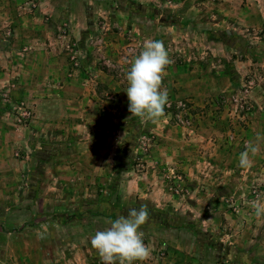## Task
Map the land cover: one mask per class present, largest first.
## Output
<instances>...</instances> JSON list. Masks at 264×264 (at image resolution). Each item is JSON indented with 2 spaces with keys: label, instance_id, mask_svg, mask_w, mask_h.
<instances>
[{
  "label": "rangeland",
  "instance_id": "rangeland-1",
  "mask_svg": "<svg viewBox=\"0 0 264 264\" xmlns=\"http://www.w3.org/2000/svg\"><path fill=\"white\" fill-rule=\"evenodd\" d=\"M44 1L0 0V167L9 168L11 161L20 164L25 160L30 167L29 171H20L15 177L16 181L26 186L17 190L16 196L13 195L10 199H4L5 202H0V260L5 259L6 254L9 259L12 255L14 258L17 257L18 249L14 250V254L11 249L6 251V243L13 241L15 248H19L24 233L36 226L27 218L31 205L28 199L36 201L35 199L39 197L41 184L46 180L47 166L56 161H66L77 149L82 153L85 152L91 143L90 139L79 140V136L54 142L36 134L39 123L35 118L32 104L39 99L38 95H42L39 89L43 88V82L37 79L43 76L45 72L43 67L48 60H38L37 56L33 58V54L53 50L54 39L59 35L72 34L74 29L71 28L70 17L74 18L76 14L71 16L67 14L69 18H65L66 23L61 24L62 13L70 12H63L65 3L73 5L83 2L86 6L90 2L93 3L88 6L90 9L88 16L96 25L93 24L83 31L81 42L84 49L89 52L87 56L91 55L97 66L121 87L128 84L126 73L130 69L131 60L143 50L144 42L141 39L140 29L146 35L152 33V36H155L154 40H163L170 58L175 63L180 62L178 56L181 53L175 49L176 44L166 40L165 34L168 32L167 29L175 27L187 29V26H183L182 18L170 9L171 4L177 0L156 2L48 0L50 6L54 5L55 13L42 12ZM191 1L213 4L223 0ZM240 2L238 0L239 4ZM243 2L245 4L247 1L243 0ZM253 2L254 5L249 7L259 12L264 0H253ZM245 5H242L243 9ZM103 11L106 13L103 14ZM205 26L209 25L198 26L196 30L203 31L204 28H208ZM112 34L118 38L123 36V42L119 39L122 44L118 51L114 52L113 57L107 52L109 41L117 44L108 37ZM214 34L222 41L224 47L230 46L231 51L236 53L233 55L231 53L229 56V59L232 58L230 63L226 61L222 64L223 68L236 70L235 89L214 100L212 113H216L214 115L218 117L213 119L215 124L211 125V128H206L212 131L213 137L210 136L206 142L202 140L198 143V145L209 143L211 146L208 149H201L204 153L200 154L199 161L203 169L197 171L200 183L197 186L188 185L181 173L168 168L166 164L151 161V152L157 143V137L148 126L140 122L139 117L133 116L121 125L122 131L127 135L114 157L115 168L111 171L109 181L104 186L99 184L94 187L92 196L88 198L85 197L84 187L75 188L74 185L71 187L65 185L61 188V194L67 201L56 206L55 210L57 209L61 215L54 217L58 219L55 220L56 224L62 223L59 224L60 229H56L60 230L62 239L72 237L81 242L86 239L80 229L83 221L91 222L90 229L93 226L94 232L109 227L121 215L127 216L129 209H138L141 204H146L149 220L141 230L144 232L145 244L156 256L165 257V249L158 251L155 248V244L162 243L179 245L187 252L197 253L204 264H216L220 259L222 264H242L241 257L245 254L250 264H264V216L256 217L252 207L253 202L264 203V28L258 34L260 36L246 38L236 33L207 32V36ZM195 40H198L194 47L196 51L200 46L203 47V43L201 36H195ZM79 48L80 44H71L70 41L62 45V51L66 52L72 69L76 68L75 63L78 61L76 52ZM236 59L237 68L233 63ZM208 65L211 66V62ZM47 81L53 82L50 79ZM59 84L63 86L61 82L57 86ZM52 85L54 86V83ZM114 95L112 92L104 94V101L108 103L111 117L108 118L107 128L96 131L99 136H111L117 133L114 124L120 108ZM99 112L102 113L101 108ZM165 113L164 117H170L168 112ZM3 132H12L17 136L26 134L28 139L26 148L14 150L11 157L7 158L3 135H1ZM257 134L262 137L259 142L260 152L252 158L253 165L250 169H241L238 166L239 154L245 150L246 142H256ZM217 144H220V147L216 150ZM85 157L78 154L74 159L84 162ZM191 164L195 165L194 160ZM157 167L165 182V190L171 196L181 200L184 198L186 201L194 192L197 196L213 197L214 207L211 211H207L208 216L207 214L199 217L194 214L185 215L169 204L156 207L149 201H142L127 194L125 187L127 174L132 172L145 174L148 170L155 171ZM2 174L4 176L6 172L2 170ZM211 182H214V185ZM25 189L28 193L24 197ZM55 210L51 211L48 208L47 212L53 214ZM199 210H202L201 205ZM87 213L91 218L87 216L84 220L82 216L86 217ZM69 215L72 217L71 222L65 219ZM100 216H103L104 220L99 218ZM67 222L71 226H66ZM69 227L72 229L68 230ZM9 233L13 236L10 237ZM152 245L154 246L151 247ZM62 251L63 254L70 253L67 247ZM230 254L232 259H229Z\"/></svg>",
  "mask_w": 264,
  "mask_h": 264
},
{
  "label": "crops",
  "instance_id": "crops-1",
  "mask_svg": "<svg viewBox=\"0 0 264 264\" xmlns=\"http://www.w3.org/2000/svg\"><path fill=\"white\" fill-rule=\"evenodd\" d=\"M146 1L156 2L158 0ZM240 1V4L238 0H223L219 3L210 4L204 2L194 3L191 0H177L170 7L172 12L177 13L182 18L183 26H187V29L182 30L176 27L167 29L166 40L176 44L175 49L181 55L178 54L180 55L178 56L180 62H174L167 67L163 87L167 89L168 99L173 102L184 100L190 105L194 129L189 132L177 128L171 117H163L157 123L140 118V122L146 127L148 126L150 131L157 137V143L151 152V161L166 164L168 168L181 173L188 185L197 186L201 181L197 177V171L203 169L202 163L199 161L200 154L204 153L201 152V149H208L211 146L209 143L205 145L203 143L198 145V143L202 140L206 142L210 136L213 137L212 131L206 128H211V125L215 124L213 119L218 117V115H214L216 113H212L214 100L220 95L230 93L235 89L236 70L229 67L223 68L222 64L226 61L230 63L232 58L229 59V56L231 53L232 55L236 53L231 51L230 46L224 47L222 41L215 34L207 36V32L236 33L246 38L258 35L260 30L264 28V5L260 8L256 6L259 8L258 12L257 9L254 10L249 7V5H254L253 0H246V5L243 4V0ZM49 2L48 0L44 1L42 5L43 13H55L54 5L51 4L50 6ZM91 5H93L92 2L88 6ZM159 5L162 6V4ZM242 5H245L244 9ZM88 6L83 2L73 5L65 3L63 12H70L62 13L61 24L66 23L65 18H69L67 14L70 16L76 14L74 18L70 17L71 28L74 29L72 34L59 35L57 39H54L52 41L53 50L41 51L36 54L31 53L33 58L37 56L38 60H48V63L43 67L45 70L43 76L37 79L43 82V88L39 89L42 95H38L39 99L35 100L32 106L35 118L39 123L36 133L38 137L58 142L79 136V140L90 139L91 143L85 149V152L82 153L77 149L73 153L74 155L66 161H56L47 166L45 171L46 180L41 184L39 197L35 199L36 201L28 199V203L31 205L27 218L29 221H33L36 226L34 229L29 228L24 233L19 248H15L13 241L6 243V251L11 249L12 254H14V250L18 249V254L15 258L12 255L10 259L6 254V258L1 259L0 264H103L97 252L91 247L90 240L97 231L105 230L110 226L93 232V226L90 229L92 223L83 221L80 224V229L85 234L86 239L78 242L77 239L72 237L62 239L60 230H56L60 229L62 223L59 221L60 225L55 223L56 215L57 217L61 215L57 209L55 210L56 206L67 201L61 194V188L65 185H68V187L74 185L75 188L84 187L85 197L88 198L92 196L94 187L99 184L104 186L109 181L111 171L115 168L114 157L127 135L122 131L121 125L133 117L128 111L129 102L126 95L128 84L121 87L117 82L110 79L104 70L97 66L95 59H92L91 55L87 56L89 52L84 49L81 42L84 35L83 31L93 26V24L96 25L88 16L90 12ZM105 13L103 11V14ZM202 25L209 26H205L208 28H204L203 31L196 30L198 26ZM139 31L143 42L148 39H155L152 33L146 35L142 29ZM195 36H201V42L203 43V47L200 46L196 51L194 47H196L195 42L198 40H195ZM108 37L117 42L115 44L109 41L107 52L111 53L113 57L114 52L116 53L120 44H122L119 39L123 42V36L118 38L112 34ZM66 41H70L71 44H80V48L76 52L78 61L75 63V69L71 68L66 52L62 51V45ZM209 62H211V66L208 65ZM233 63L237 68V59ZM237 71L239 73L238 69ZM67 75L69 78H67ZM49 79L53 82H48ZM59 82L63 83V86H60V84L57 86ZM52 87L54 88L52 89ZM106 92L115 94L117 106L120 108V111H117L119 114L114 124L117 133L111 136H99L96 131L107 128L108 118L111 117L108 103L104 101ZM100 108L102 113L99 112ZM1 135H3L5 156L7 158L11 157L14 150H23L27 146L28 139L24 133L17 136L12 132H3ZM30 143L32 144V142ZM217 146V148L215 146L216 150L220 147V144H217ZM78 154L82 157L86 156L84 162L74 159L75 156L78 157ZM193 160L195 165L191 164ZM214 167L216 168L215 165ZM29 169L27 160L20 164L11 161L9 168L0 167V202H5L4 199H10L13 195L16 196L15 192L26 186L16 181L15 177L20 171H29ZM2 170L6 174L8 172L7 178L6 174L3 176ZM126 177L128 178L125 180L127 194L138 197L142 201H149L156 207L169 204L185 215L194 214L196 217L206 216L207 211H211V208L214 207L215 200H213V197L197 196L194 194L196 192L190 197L191 200L187 199V201L184 198L181 200L171 196L165 190V182L160 176L158 167L155 171L148 170L145 174L132 172L127 174ZM211 183L214 185V182ZM27 193V189H25L23 196L25 197ZM200 205L201 211L199 210ZM48 208L56 212L49 214L47 212ZM85 215L86 217L82 216L84 220L87 216H91L88 213ZM99 218L104 220L103 216ZM65 219L71 222L72 217L69 215ZM69 222L66 223V226H71V224H68ZM41 225L48 226L47 236L44 239L37 238V230H43ZM67 229L71 230L72 228ZM56 231L59 232L56 233ZM8 235L13 236L10 233ZM66 247L70 253L63 254L62 249ZM155 248L158 251L165 249V257L160 258L152 252V258L144 262L136 261L134 264H204L197 253L187 252L179 245L157 243ZM216 264H222L221 259L217 260Z\"/></svg>",
  "mask_w": 264,
  "mask_h": 264
},
{
  "label": "clouds",
  "instance_id": "clouds-1",
  "mask_svg": "<svg viewBox=\"0 0 264 264\" xmlns=\"http://www.w3.org/2000/svg\"><path fill=\"white\" fill-rule=\"evenodd\" d=\"M174 61L170 58L163 40L148 39L143 44V50L130 62L126 73L128 87V111L132 116L147 119L157 123L163 118L168 104V92L163 87L166 68ZM262 137L257 134L256 142L248 141L245 150L239 154L241 169H250L253 157L260 152L259 142ZM256 217L264 216V203L253 202ZM149 220L146 204L128 210L127 216L121 215L114 220L110 227L97 231L91 238V247L97 252L103 264H134L136 261H147L151 248L144 242V232L141 230ZM37 230V238L47 236L48 226L41 225ZM229 259H232L230 254ZM242 264H250L247 255L241 257Z\"/></svg>",
  "mask_w": 264,
  "mask_h": 264
},
{
  "label": "built area",
  "instance_id": "built-area-1",
  "mask_svg": "<svg viewBox=\"0 0 264 264\" xmlns=\"http://www.w3.org/2000/svg\"><path fill=\"white\" fill-rule=\"evenodd\" d=\"M165 111L168 112L172 121L177 127L183 130L192 132L194 128V121L191 117V108L187 102L184 101H168L165 107Z\"/></svg>",
  "mask_w": 264,
  "mask_h": 264
},
{
  "label": "trees",
  "instance_id": "trees-1",
  "mask_svg": "<svg viewBox=\"0 0 264 264\" xmlns=\"http://www.w3.org/2000/svg\"><path fill=\"white\" fill-rule=\"evenodd\" d=\"M124 144H125V142H124ZM124 144L122 145V147L124 146Z\"/></svg>",
  "mask_w": 264,
  "mask_h": 264
}]
</instances>
